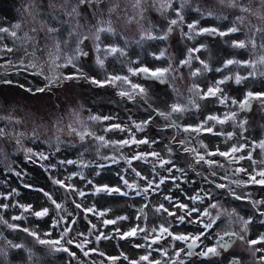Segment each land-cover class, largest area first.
Instances as JSON below:
<instances>
[{
	"label": "rangeland",
	"instance_id": "374dc122",
	"mask_svg": "<svg viewBox=\"0 0 264 264\" xmlns=\"http://www.w3.org/2000/svg\"><path fill=\"white\" fill-rule=\"evenodd\" d=\"M134 2L135 0H105L99 6L103 10L104 17L101 18L105 20L111 18L118 33L115 36L101 33V48L103 49L104 45L116 44L125 48L127 55L120 56L117 53L105 56L102 50L99 55L104 60V65L101 67L96 62L97 53L92 40L89 39L81 46L89 53L88 56H82L79 60L73 61L77 67H72L71 64L63 66L66 63L65 57L72 55L71 43L67 46L61 43L60 58L54 63L49 60L48 53L52 49V41L45 39V32L40 30L39 23L46 20L52 23L49 19V14L52 12L49 0H0V27L17 31L18 37L0 33V47L7 45L13 48L12 52H0V129L4 130V135L0 136V205H8L6 209L0 207V264H113L108 257H118L114 264H130V261H137L139 264H149V261L171 264L172 260H176V264H180V261L185 264H202L182 258L181 254L179 258H176L175 252L178 249H185L184 254L188 251L187 244L183 241H173L171 237H168L153 244L151 248L136 247V245L148 243L143 239L144 233H138L136 237L127 239H121L116 235L117 228L127 232L137 225L151 229L159 224H165L170 226L174 234H196L204 231L200 225L188 223L187 218L184 223H180L167 213H157L156 207L164 204L170 210H175L177 215L184 214L179 208L172 209L169 202L164 199L165 195H170L174 200L201 210L208 208V205L213 202L219 203L218 208H208L213 217L218 213L221 215L213 228L207 231V235L202 237V249L205 246L215 245L217 233H223L225 230L237 232L245 236L247 240L258 239L259 236L264 235V215H262L264 203L255 206L252 203V201H264V185L232 183L248 180L247 174L235 173L237 168L243 167L248 173L264 168V163H261L264 161V149L258 146L260 141H264V104L259 100H253L249 110H241L238 105L231 103L232 99L237 102L243 101L249 91L264 92V75H261V72H264V65L257 63L255 69L235 63L225 67L226 61L230 59L257 61L259 57L264 56V48L260 47L264 44V34L249 30L253 25L264 28V19L251 13L241 12L239 8L228 7L227 3L221 4L219 0H187L186 3L185 0H172V8L164 11L159 10V3L148 0V3L143 5L146 9L144 18L140 19L139 23L135 21L127 23L129 17L136 16L139 19L137 16L139 10L133 7ZM240 2L254 11L259 9L260 16H264V8L261 7L259 0H240ZM182 3L184 7L181 9ZM115 4L119 7L109 17L107 9ZM84 9L89 11L87 6H83L80 9L81 13ZM174 9H180L184 20L172 26L173 30L168 32V22L177 19ZM209 12L212 15L209 16ZM241 16L244 17V24H240L237 20V17ZM95 19L94 16L81 18V23L87 22L94 25ZM197 21L198 29L210 27L227 32L228 28L236 26L240 28V31L225 36L209 35V37L203 33L192 35L189 39L186 35L189 34L187 25ZM17 23L21 24V28L13 29V25ZM32 28H36L37 31L33 33ZM66 31V28H62L61 40ZM145 31H150L156 36L166 34L167 38L140 40ZM25 33L37 37L38 45L27 43L24 38ZM85 33L90 35L87 29ZM249 38L255 39V48L251 45L243 49L232 46L233 41L247 42ZM138 40L139 44L136 43ZM194 48H199L200 51L192 53L191 65H181L180 62L188 58V50ZM25 49L28 53L34 52V56H26ZM161 52L164 55L157 59ZM21 60L23 64L20 63ZM201 60L207 63L212 71H204ZM30 62H35L38 68L28 67ZM142 66L151 70L171 66L172 71L167 74V82L161 85L128 71L129 68L136 69ZM77 68L84 73V76L63 80L64 76L76 75ZM196 69H201V73L193 77L191 73ZM38 71H42L43 74H36ZM250 72L255 74L248 76ZM237 73L248 78L236 84ZM227 74H230L232 79L221 85L223 94L229 97L227 104H220L216 97L200 99L190 91L193 84L199 85L206 91ZM112 75L127 76L132 83L142 85L147 90V97L136 95L134 100H128L127 97L118 95V92L122 89L128 90L130 85L117 82L115 86L112 84L97 86L88 79L104 81ZM45 77L60 79L48 88L45 86L49 81ZM39 88L45 90L37 91ZM190 99L196 100V103L200 105L199 109L189 105ZM173 103L188 105L190 110L172 114L168 120L157 115L155 110L167 113L170 110L169 106ZM231 112L237 114L235 123L229 120L215 126L216 132L235 133L231 139H227L224 135H213L207 132L197 134L182 130L185 126L197 125L209 115L223 117L225 113ZM93 115L114 117V119L93 121L89 119ZM9 117L11 119H8ZM150 117L151 123L147 128L137 132L132 121L140 122ZM173 121L181 127H166ZM242 121H246L243 130L239 127ZM211 123L213 122L210 121L209 124ZM112 124L131 128L138 140L147 137L150 141L158 142L151 146L146 144L123 147L111 144L104 146L94 136H85V139L81 141L77 134L92 132L95 136H104L109 141H119L129 137L127 131L106 132L105 129ZM73 128L76 132L72 131ZM180 140H184L185 144L181 145ZM201 142L208 146L209 151H215L217 148L220 151H228L232 145L238 147L245 145L242 151L234 155L247 157L251 154L252 159L245 158L238 163H230L225 157L215 155L209 159L223 167L209 166L203 161L197 163L195 154L185 152L184 148H196L200 154H204L205 149L200 146ZM57 145L59 151H56ZM168 148L172 149L171 154L168 153ZM27 149H32V153H28ZM153 150L166 159L170 158L177 167L184 169V173L173 170L171 175L178 178L175 184L169 179L160 185L156 192L150 191L147 196L137 195L136 192L146 185V181L135 176L131 168H135L142 176L151 179L155 175L152 169L154 158L149 157L148 162L134 160L131 168L124 159L120 158L122 156L130 158L134 152ZM33 153H44L47 159H40ZM104 157H116L119 163H112L111 159H104ZM81 159L89 163V167L82 168L79 164L59 163ZM97 164H103L105 167L97 168ZM169 166L166 165L165 168ZM124 169L128 171L125 172ZM97 172L99 175L96 174ZM74 173H82L84 179H81L80 175H73ZM156 173H159V176L155 177L157 182L160 176L169 175L160 167L156 168ZM120 175H123L130 183H137L139 188L126 189ZM69 176L72 177L70 180L67 179ZM222 177L226 178L221 179ZM53 179H61L65 184L82 189L86 195L81 198L76 192L66 191L65 188L54 184ZM88 180L93 183H87ZM212 181L226 184L228 187L217 189L215 184L211 183ZM93 184L120 187L122 191L127 190L129 194L124 197L116 193L93 194ZM176 184L180 187L177 188ZM38 189L49 192L58 203L62 204L59 215L51 201ZM229 189H232L241 199H235ZM201 190L211 192L212 200L205 199L202 203L197 201L193 204L187 197ZM76 204L82 207L77 208ZM19 205H31V211L25 212ZM92 206H95L97 211H110H107L106 216L99 217L83 210ZM42 208L49 209L47 216L38 218L32 215V212ZM233 209L238 216L229 217L224 214L225 210L231 212ZM69 213L71 215H68ZM196 215L193 213V218ZM119 216H126L128 219L120 220L113 225L102 224L105 219H115ZM13 217H20V219H13ZM60 217H64V221H75V223L62 221L60 227H53V222ZM238 217H243L245 220L251 219L246 232L241 231L243 224ZM208 219L204 217L205 222ZM3 221H7V224ZM89 222L95 224L96 229H91ZM8 224L17 227L9 228ZM65 227H70L71 231L64 237L61 244L67 247L69 252L75 253L74 257L68 252L53 250L51 245L40 244L30 235V232H36L41 239L59 240ZM25 228L29 229V232L23 231ZM99 232L112 236V239H102L97 243L95 237ZM46 233L50 235H45ZM79 233L84 235L81 236ZM68 239L73 240V244L68 245L64 242ZM84 241H87L84 251L90 249L97 251H89V255L85 256L83 251L76 247L77 243ZM9 242L23 247L14 248ZM229 248L230 251L224 252L226 254L222 258V264L229 263L230 255L240 257L239 264H262L259 258L264 256V252H256L253 255L250 246L238 238ZM251 248L264 249V242ZM157 249L166 250L167 256ZM100 252L104 255L101 256ZM144 255L149 256V261L140 260V257ZM125 256L127 259H124ZM211 264H213L212 261Z\"/></svg>",
	"mask_w": 264,
	"mask_h": 264
},
{
	"label": "snow or ice",
	"instance_id": "6c2138e0",
	"mask_svg": "<svg viewBox=\"0 0 264 264\" xmlns=\"http://www.w3.org/2000/svg\"><path fill=\"white\" fill-rule=\"evenodd\" d=\"M104 2L105 0H60V2H57V0H49V7L52 9V12L49 14V19L52 21V23H49L47 20L39 22L40 30L45 32V39L46 40L50 39L52 41V49L49 50V53H48L49 60H51L54 63L56 59L60 58L59 54L61 52V43H63L66 46L71 43L73 45L72 55H68L65 57L66 63L63 66H67L71 64L72 67H77V65L73 63V61L79 60V58L82 56H88L89 53L84 51L81 46L84 44L86 40H89V39L92 40L93 47L97 53L96 62L101 67H103L104 65V60L101 59L99 55V53L102 50L105 56L116 55L117 53H119L120 56L127 55L126 49L116 44L104 45L103 49L101 48V33H108L112 36H115L118 34L116 28L114 27V22L112 21L111 18L107 20L101 18L103 16V10L100 9L99 6L103 4ZM186 2L187 0H185V3ZM219 2L221 4L227 3L228 7L239 8L241 12L251 13L253 15H257L258 18L264 19V16H260L259 9H256L254 11L252 8L242 4L240 0H219ZM147 3H148V0H135L133 7L139 10L137 13V16L139 17V19H137L136 16L129 17L126 22L132 23L133 21H135L136 23H139L140 19L144 18L143 14H144V11L146 10L143 7V5ZM153 3H159V10L161 11L172 8V0H153ZM259 3L261 7L264 8V0H259ZM69 5L71 6L69 7ZM83 6H87L91 14L94 17H96V24L92 25L87 22L83 24L81 23V17L83 14L81 13L80 9ZM117 7H119L118 4L108 7L107 11H108L109 17H111V15L116 12ZM183 7H184V4L182 3L181 9ZM197 11H199V9H197ZM174 12H175L177 19H172L168 22L169 23L168 32H171L173 30L172 26L178 25L184 20V17L181 14L180 9H174ZM208 15L210 16L212 15V13L209 12ZM61 17H64V18L61 19ZM117 19H119V17H117ZM237 20L239 21L240 24H244V17L242 16L237 17ZM197 24H198V21L187 25L189 29V34H186V35L189 36V39L192 38V35H199L203 33H207L209 35L225 36L229 33H235V32L240 31V28L236 26H232L228 28L227 32L219 31L216 28L198 29ZM20 28H21V24L19 23L13 25V29H20ZM62 28L67 29L66 33L63 34V40H61V36H60V34H62ZM85 29H87V32L90 33V35L85 33ZM249 30L264 34V28L256 27L255 25H253ZM31 31L35 33L37 29L32 28ZM0 33H8L12 37L18 38L17 31L15 30L10 31V29L8 28L0 27ZM24 38L27 43H35L37 45L39 43L37 37L30 36L28 33L24 34ZM166 38H167L166 34L164 36H156L152 34L150 31H145L141 35L140 40H144V39L154 40V39H166ZM136 43L139 44L140 41L138 40L136 41ZM125 44H127V41H125ZM249 45H251L252 48L256 47V42L254 38H249L247 42L245 40H239V41L232 42L233 47L241 48V49L246 48ZM260 47L264 48V44H261ZM5 51L12 52L13 48L8 47L7 45L0 47V52H5ZM198 51H200L199 48L189 49L188 58L185 60H182L180 62L181 65L190 66L191 60H192V53L198 52ZM34 54H35L34 52L28 53L27 50L25 49L26 56L28 55L34 56ZM163 55L164 53L161 52L160 55L157 56L156 58L159 59ZM20 63L23 64V60H21ZM200 63L203 65L204 71L206 72L212 71V69L209 67L207 63H205L202 60L200 61ZM234 63L238 65L244 64L247 67H251L255 69L257 63L264 65V56L259 57L257 61H251V60L239 61V60L230 59L226 61L225 67H227L228 65H232ZM28 67L38 68V65L35 62H30ZM128 71L132 73L133 75H141L145 79H153V80H159L163 82L166 78V74L172 71V68L171 66H169L167 68H157L155 70H151L146 66H142L136 69L129 68ZM216 71H221V69H216ZM200 73H201V69H196L191 73V75L195 77L199 75ZM36 74L42 75L43 73L42 71H38ZM254 74L255 72H250L248 76H253ZM261 75H264V72H261ZM82 76H84V73H82L80 69L77 68L76 75L64 76L63 80L80 78ZM247 78H248L247 76L242 77L240 74L237 73L235 75V83L240 84L242 80L247 79ZM45 79H48L49 81L45 87L50 88L53 84L56 83V80L60 78L57 77L53 79V78L45 77ZM88 79L90 80L91 83L96 84L97 86H103L104 84H112L113 86H115L117 82H122L125 85H130V88L128 90L122 89L118 92V95H120L121 97H127L128 100H134L136 95H139L145 98L147 97V90L140 84L132 83L131 80L127 76L112 75V76H109L104 81L95 80L93 78H88ZM231 79L232 77H225L221 80H218L213 86L208 87L206 91L204 89H201L199 85L193 84L190 91L194 92L195 96L199 97L200 99H207L208 97H216L220 104H227L229 97L226 94H223V89L221 88V85L225 84L228 80H231ZM6 83H11V82L6 81ZM44 90H45L44 88L37 89V91H41V92ZM29 91L31 90L29 89ZM253 100H259L262 104H264V92L253 93L249 91L246 93L243 101L237 102L235 99H232L231 103L233 105H238V107L241 110H246L251 106V103L253 102ZM189 105H191L192 107L196 109H199L200 107V105L196 103L195 99H190ZM169 107H170V110L167 113L159 111L158 109L155 111L157 112V115H160L164 117L166 120H168L171 118L172 114L184 113L190 110L188 105H182L180 103H173ZM236 115H237L236 112H231L230 114L225 113L223 117H220L217 115H209L197 125L185 126L182 128V130L184 132H195L197 134L201 132H207L213 135H224L226 136L227 139H231L235 135V133L229 132L225 134L223 132H216L215 126L216 124H224L228 122L229 120L235 123ZM8 119H11V117H9ZM89 119L93 121H106V120L114 119V117H108V116L101 117V116L93 115V116H90ZM210 121L213 123L209 124ZM150 123H151V117L147 120H143L140 122L132 121V124L135 127L137 132L144 131L147 128L148 124ZM245 123L246 121H242L239 124V127L242 130L244 129ZM166 127L179 128L181 126L177 125L175 121H173L171 124L167 125ZM112 130H118L121 132L127 131L129 133V137L123 140H119V141H109V140H106L104 136H95V134L92 132H82V133H77V134L79 135V138L81 141L85 139V136H94L95 139L104 146H107L109 144L114 145V146H120V147L131 146V145L139 146V145H144V144L151 146L152 144H155L158 142L156 140L150 141L147 137L138 140L136 139L135 133H133L131 128L127 126H122L121 124H112V125H109L105 129L106 132L112 131ZM72 131L76 132V129L73 128ZM3 135H4V130L0 129V136H3ZM17 143H19V140H17ZM179 143L181 145H184L185 141L180 140ZM200 146L205 149L204 154H200V152L196 148H188V147L184 148L185 152H191L195 154L197 163L203 161L209 166L218 165V162L209 159V157H212L215 155L225 157L230 163H238L240 160H243L245 158L249 160L252 159L251 154H249L247 157H244V156L237 157L236 155H234L235 153L242 151L245 145H240L239 147L236 145H232L228 151H220L219 148H217L215 151H209L207 150L208 146L203 144L202 142ZM258 146L261 149H264V141H260ZM59 150H60L59 146L57 145L56 151H59ZM167 151L169 154L172 153L171 148H168ZM27 152L32 153V149H27ZM33 154L39 156L40 159H47V156H45L44 153H33ZM149 157L154 158L152 169L155 175L151 179L147 176H142L141 173L136 171L135 168H131L134 160L148 162ZM104 159H111L112 163H119V159H117L116 157H111V158L104 157ZM120 159H124L126 161V163L128 164L129 168H131V171L135 174V176L140 177L141 180L146 181V185L141 190L136 192L137 195L147 196V194L150 191L154 193L160 188V185L164 184L166 180H169V179L175 184V181L178 178L171 175L173 170L184 173V169L177 167V165L173 163V161L170 158L166 159L163 156H161L159 152H156L154 150L151 152H134L130 158L122 156ZM59 163L60 164H79L82 168L89 167V163L83 161L82 159L79 161H73V160L60 161ZM253 163H256V162L253 161ZM261 163H264V161H261ZM166 165H170V166L165 168ZM218 166L223 167V165H218ZM52 167H54V165ZM96 167L103 168L105 167V165L97 164ZM157 167L163 168L169 174L168 176H160L158 182L155 179L156 176H159V173H156ZM124 171L127 172L128 169H124ZM241 172L248 175V180L247 181H233L232 183H235L237 185H241V184L264 185V168H261L258 171H254L253 173H248L247 169L243 167L235 169L236 174H239ZM96 174L99 175V172H97ZM17 175H19V173H17ZM73 175H80L81 179H84V176L82 173H74ZM212 175H215V173H212ZM257 177H259V179H257ZM71 178H72L71 176L67 177V179L69 180ZM225 178L226 177H222L221 179H225ZM120 179H121L122 184L128 190H137L139 188V185L137 183H134V182L130 183L129 180L125 179L123 175H120ZM53 183L56 185H59L60 187L65 188L66 191L76 192V194L81 198H83L86 195V193L82 189H76L75 186L71 184H65L64 181L61 179H53ZM87 183L92 184L93 182L91 180H88ZM211 183H214L217 189H224L228 187V185L223 184V183H215L214 181H212ZM175 186L177 188L180 187L179 184H176ZM25 187H29V186L25 185ZM38 191H41L43 195L49 201H51V204L54 205V208L57 210V215H59V210L62 208V204L58 203L49 192L44 191L43 189H38ZM100 192H105L108 194L116 193L118 195H125V196L129 194L127 190L122 191L120 187H109L108 185H94L93 184V194H98ZM201 192L203 194H201ZM201 192H197L195 195L189 196L187 198L191 200L193 204H195L197 201H200L202 203L205 199L212 200L211 192L204 191V190H201ZM229 192L235 197V199H238V200L241 199L240 196L235 195V192L232 189H229ZM164 199L169 202L172 209L179 208L184 214L177 215L175 210H170L169 208L165 207L164 204H160L158 207H156L155 211L157 213H160V212L167 213L168 216L175 217L176 220L180 223H184L187 218L188 223L198 224L201 226L202 229H204V231H200L196 234H193V233L174 234L170 230V226H165V224H159L158 226L152 227L151 229L137 225L129 229L127 232H122L119 228H117L115 229L116 235L119 236V238L121 239H127L128 237H136L138 233H144L143 239L148 243L146 245H136V247H148V248H151L153 244L160 242L162 239H167L168 237H171L173 241L179 240L187 244L188 251L186 252V255L188 257H191L193 255H199L203 257L217 256L220 254L218 249L227 250L231 246V244L234 243V238H238L239 240L246 242L250 246V250L253 252V255H255L256 252H264V249H259V248L252 249L251 248V246L264 242V235L259 236L258 239L247 240L245 236L240 235L237 232L225 230L223 232V235H220L219 233H217L218 239L216 240L215 245L205 246L199 253H196L194 249L200 247V245L203 243L202 237L207 235V231L211 230L213 228V225L216 223V221L220 219V215H221L220 213H218L215 217H213L212 214L208 211V208H218L219 203L213 202L208 205V208L201 210L200 208H197V207H189L187 204L181 203L179 200H174V198L170 195H165ZM73 203H75V201H73ZM252 203L255 206V205L264 203V201H252ZM75 206L77 208L82 207L80 204H76ZM0 207L6 209L8 208V205L4 204V205H0ZM19 207L23 208L25 212L31 211V205H19ZM144 207H147V205H144ZM83 210L87 213H92L99 217L106 216L107 211H110V210L97 211L95 206L87 207V208H84ZM140 211L143 213V209H141ZM193 213L197 214L194 218H193ZM48 214H49L48 208H42L39 211L32 212V215L38 218L47 216ZM224 214H226L229 217H232L234 215L238 216V214L235 212V209H233L231 212H227L225 210ZM68 215H71V213H69ZM262 215H264V213H262ZM204 217L209 218L207 222H205ZM13 219H20V217H13ZM126 219H128V217L119 216V217H116L115 219H105L102 221V224L104 226L113 225V224H116L120 220H126ZM137 219H140V217H137ZM145 219H146V216H145ZM238 219L243 224L241 231L246 232L247 225L251 223V219L245 220L243 217H238ZM62 221H64V217H60L59 219L55 220L52 226L60 227ZM3 222L7 224V221H3ZM64 222L65 223H75V221H70V222L64 221ZM89 223L91 224V222ZM8 227L16 228L17 226L13 224H8ZM91 229H96V225L91 224ZM23 231L29 232V229L25 228L23 229ZM70 231H71L70 227H65L63 232L61 233V239L59 240L41 239L37 235L36 232H30V235H32L37 240L38 243L51 245L53 246V250L68 252L70 256L74 257L75 253L69 252V249L67 247H63V245L61 244V241L64 239V237L68 235ZM45 235H50V233H46ZM79 235L83 236L84 233H79ZM225 237H228V239H225ZM95 239L98 243L102 239L104 240L112 239V236L106 235L103 232H99V234L96 235ZM64 242L68 245H71L73 244L74 241L71 239H68ZM86 243L87 241L76 244V247L79 248L81 251H83L85 256L89 255V251H97L96 249H90L89 251H84ZM9 244L14 248L23 247L22 245H19V244L12 245L11 242H9ZM57 245H60V247H56ZM157 251H163V255L167 256L166 250L157 249ZM184 251L185 249L183 248L178 249L175 252L176 258H179L181 252H184ZM99 254L101 256L104 255L103 252H100ZM108 259L113 261V264H114V262L118 259V257H108ZM124 259H127V257L125 256ZM259 259L262 262V264H264V256H261ZM140 260L149 261V256L148 255L141 256ZM130 264H139V262L130 261ZM149 264H160V261H155V262L149 261ZM171 264H176V260H172ZM180 264H184V262L180 261ZM236 264H239V262L237 261Z\"/></svg>",
	"mask_w": 264,
	"mask_h": 264
},
{
	"label": "flooded vegetation",
	"instance_id": "af4514ba",
	"mask_svg": "<svg viewBox=\"0 0 264 264\" xmlns=\"http://www.w3.org/2000/svg\"><path fill=\"white\" fill-rule=\"evenodd\" d=\"M206 28H210V27H206ZM205 35H207L209 37V34H205ZM225 77H230V74H227ZM201 246H202V244L200 245V247L196 248V250H195L196 253H199L202 250ZM218 250H219L220 254L217 256L203 257V256H199V255H193L191 257H188L186 254H184V252H183V254L181 253V256H182V258L184 257L187 260H194L195 262H199L202 264H211V261L213 262V264H222V258H224V254H226L224 252L230 251V248L228 250H225V249H218ZM232 258L238 259L240 261V257H237L235 255H230L229 261Z\"/></svg>",
	"mask_w": 264,
	"mask_h": 264
},
{
	"label": "water",
	"instance_id": "95a60500",
	"mask_svg": "<svg viewBox=\"0 0 264 264\" xmlns=\"http://www.w3.org/2000/svg\"><path fill=\"white\" fill-rule=\"evenodd\" d=\"M205 34H207V33H205ZM211 36H215V35H211ZM142 77V76H141ZM145 79V78H144ZM146 80H148V81H153V82H155V83H157V84H161V85H163V84H165L166 82H167V75H166V78H165V80L163 81V82H161V81H159V80H153V79H146ZM253 103V102H252ZM252 103H251V106H252ZM251 106L248 108V109H246V110H249L250 108H251ZM220 235H223V233H220ZM218 239V236L216 237V240ZM225 239H228V237H225ZM236 240V238H234V241ZM229 249V248H228ZM237 261H239L238 259H235V258H232L230 261H229V263L228 264H236V262Z\"/></svg>",
	"mask_w": 264,
	"mask_h": 264
},
{
	"label": "trees",
	"instance_id": "16d2710c",
	"mask_svg": "<svg viewBox=\"0 0 264 264\" xmlns=\"http://www.w3.org/2000/svg\"><path fill=\"white\" fill-rule=\"evenodd\" d=\"M82 17L81 18H86V17H93V15L91 14L90 10L86 11L85 9L82 12ZM104 17V16H103ZM96 21V19H95ZM120 196V195H119ZM125 195H121V197H124Z\"/></svg>",
	"mask_w": 264,
	"mask_h": 264
}]
</instances>
